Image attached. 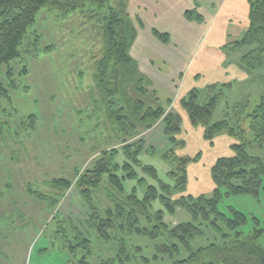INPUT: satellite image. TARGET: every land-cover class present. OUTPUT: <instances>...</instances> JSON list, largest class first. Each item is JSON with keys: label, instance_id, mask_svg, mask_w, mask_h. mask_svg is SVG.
<instances>
[{"label": "rangeland", "instance_id": "rangeland-1", "mask_svg": "<svg viewBox=\"0 0 264 264\" xmlns=\"http://www.w3.org/2000/svg\"><path fill=\"white\" fill-rule=\"evenodd\" d=\"M110 2L114 4L115 0ZM90 5L84 0L70 12L54 6L40 9L27 29L20 56L1 67L0 80L7 96L0 95V264H80L86 250L77 247L73 233L77 226L87 228L88 217L78 189L80 176L94 166L103 149L120 151L126 144L106 115L120 112L123 100L119 95L111 98L107 92L103 94L95 79L105 48L100 22L108 10ZM231 55L233 60L229 62L236 65V53ZM263 71L225 86L226 93L214 119L222 118L226 112L241 116L252 113L264 96ZM149 89L156 91L152 85ZM155 93L159 98L158 91ZM184 96L179 94L173 106L164 104L167 113L179 110L184 119L188 117L177 135V154L199 157L188 166L186 194L211 193L214 188L211 167L218 157L233 153L235 138L223 131L213 141L206 139L204 127L192 124L183 109ZM159 101L163 104L160 98ZM162 127L165 128L164 117L128 142L143 138L146 149L141 155L142 162L154 165L160 177L171 182L162 170L165 164V169L168 168V163L161 154L169 146L165 130L163 135L159 134ZM244 127L251 137L248 121ZM151 149L156 154H151ZM249 151L264 158V147L250 145ZM139 175L155 183L142 171ZM60 179L70 181L63 193L55 188ZM136 187L142 196L144 190L137 186L136 180L125 181L128 192ZM219 208L227 215L237 211L246 217L239 229L241 238L253 234L255 228H264L263 189L258 196L225 195ZM165 215L172 224L193 221L192 214L183 209ZM204 226L205 234L192 240L194 247L225 241L212 226ZM95 236L97 259L91 260L95 261L93 264H104L116 252L110 247L111 242ZM162 239L136 237L134 242L140 243L143 255L151 258ZM259 242L264 245V233ZM142 262L140 256L128 264Z\"/></svg>", "mask_w": 264, "mask_h": 264}, {"label": "trees", "instance_id": "trees-1", "mask_svg": "<svg viewBox=\"0 0 264 264\" xmlns=\"http://www.w3.org/2000/svg\"><path fill=\"white\" fill-rule=\"evenodd\" d=\"M82 1L0 0V70L2 65L20 56L27 29L40 9L54 6L70 12L80 7ZM87 1L93 8L108 10L100 22L105 48L95 79L103 94L107 92L111 98L119 95L123 100L120 112L106 115L126 144L120 151L103 149L94 166L80 176L78 189L88 209L87 228L77 226L73 233L77 247L86 250L80 264H93L95 261L91 258L97 259L95 235L111 242L110 247L116 252V256L104 264H128L140 256L142 264H264V245L259 242L264 228H255L253 234L241 238L239 229L246 217L237 211L230 216L219 208L225 195L258 196L264 190V158L249 151L250 145L264 147V96L252 113L241 116L237 112H226L219 119L213 116L225 96L226 87L233 82L195 87L181 99L192 124L204 127L206 139L213 141L223 131L235 138L231 146L233 153L218 157L211 167L212 192L186 194L188 166L199 157L177 154V135L182 130L184 117L179 110L166 112L156 91L149 89L152 81L140 70L131 54L138 31L128 10L129 0H115L114 4L111 0ZM250 5V24L245 35L225 45L230 53L240 52L237 63L247 75L264 70V0H252ZM186 16L201 20L193 11H187ZM154 34L163 42L170 39L168 33L158 29H154ZM6 94L0 80V95ZM166 104L171 106L172 101ZM163 117L169 146L161 154L168 163V168L165 169V164L162 170L171 182L162 179L154 165L142 162L141 155L146 149L143 138L128 142L151 129ZM244 121L250 124L251 137L246 135ZM151 154L156 152L151 149ZM140 171L155 183L140 177ZM129 180H136L137 186L144 190L142 196L137 187L127 191L125 181ZM59 183L55 188L61 193L70 186V181L65 179H60ZM182 209L192 214L193 221L172 224L166 220V212L175 214ZM205 224L212 226L225 241L194 247L192 240L205 234ZM228 230L236 234L232 236ZM136 237L163 239L148 258L143 255L140 243L134 242Z\"/></svg>", "mask_w": 264, "mask_h": 264}, {"label": "crops", "instance_id": "crops-1", "mask_svg": "<svg viewBox=\"0 0 264 264\" xmlns=\"http://www.w3.org/2000/svg\"><path fill=\"white\" fill-rule=\"evenodd\" d=\"M251 1L129 0L128 10L138 31L131 54L163 103L172 99L173 106L179 94L192 88L234 82L247 75L237 63V53L236 65L229 62L233 59L225 45L245 35ZM187 11L201 20L188 18ZM154 29L168 33L169 41H161ZM159 130L162 134L164 128Z\"/></svg>", "mask_w": 264, "mask_h": 264}]
</instances>
